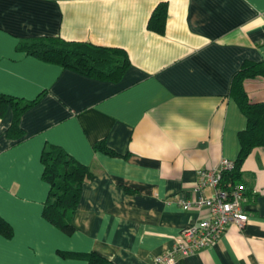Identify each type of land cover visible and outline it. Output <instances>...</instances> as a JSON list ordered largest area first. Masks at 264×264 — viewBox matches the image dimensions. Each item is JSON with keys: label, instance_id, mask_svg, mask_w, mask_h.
Wrapping results in <instances>:
<instances>
[{"label": "crops", "instance_id": "obj_1", "mask_svg": "<svg viewBox=\"0 0 264 264\" xmlns=\"http://www.w3.org/2000/svg\"><path fill=\"white\" fill-rule=\"evenodd\" d=\"M168 5L164 34L149 29ZM61 39L124 50L118 80L84 76L20 49ZM245 61L264 65V0H0V93L39 100L8 136L14 112L0 117V264H88L64 254L95 252L114 264H151L183 241L206 212L184 210L199 172L236 162L247 119L231 96ZM264 102V77L246 82ZM99 142L117 156L96 149ZM65 150L90 168L68 235L43 215L51 187L44 151ZM244 228L176 264H264V148L240 168Z\"/></svg>", "mask_w": 264, "mask_h": 264}, {"label": "trees", "instance_id": "obj_2", "mask_svg": "<svg viewBox=\"0 0 264 264\" xmlns=\"http://www.w3.org/2000/svg\"><path fill=\"white\" fill-rule=\"evenodd\" d=\"M168 18V5L160 4L154 11L149 29L164 34ZM20 49L27 54L47 63L57 64L74 70L84 76L101 80H118L130 65L127 53L119 48H104L87 43L67 42L61 39H40L23 43ZM264 77V65L245 61L241 69L234 75L231 96L247 119V127L239 134L241 151L236 168L223 176V187H233L240 180V168L249 155L258 148H264V102H254L246 90L248 80ZM0 93V117L9 107L13 109L14 119L8 130V136L20 139L24 133L20 127L22 115L35 104ZM111 156L117 154L109 149L105 142L96 146ZM43 179L50 185V195L44 207V218L68 235H72L74 227L71 220L77 210L82 195L83 185L94 176L89 167L79 163L65 150L51 146L44 151ZM0 235L11 238L13 229L0 217ZM76 256L88 264H114L105 257L92 252L88 254H64Z\"/></svg>", "mask_w": 264, "mask_h": 264}, {"label": "built area", "instance_id": "obj_3", "mask_svg": "<svg viewBox=\"0 0 264 264\" xmlns=\"http://www.w3.org/2000/svg\"><path fill=\"white\" fill-rule=\"evenodd\" d=\"M236 163L223 160L218 169H203L199 172L195 192L205 189L215 190L211 198L200 196L194 200H181L179 205L186 211L206 212L205 218L193 222L181 232L183 241L175 248L156 257L151 264H176L178 257H188L216 245L230 226L244 228L249 222L243 210L246 186L237 183L233 187H223V176L235 170Z\"/></svg>", "mask_w": 264, "mask_h": 264}]
</instances>
